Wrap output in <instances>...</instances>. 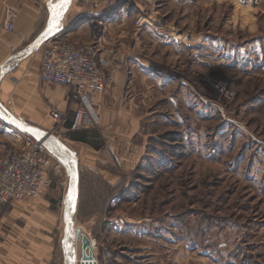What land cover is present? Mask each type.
<instances>
[{"label":"rangeland","instance_id":"rangeland-1","mask_svg":"<svg viewBox=\"0 0 264 264\" xmlns=\"http://www.w3.org/2000/svg\"><path fill=\"white\" fill-rule=\"evenodd\" d=\"M158 2L146 0L147 9ZM159 4L164 24L180 37L164 49L143 51L162 72L157 95L143 109L149 113L144 132L153 138L136 168L119 172L123 185L105 218L83 219L82 207L91 213L103 203L79 202L82 212L71 211L68 257L81 260L78 228L91 241L96 264H264V0ZM42 127L65 141L49 115ZM19 133L0 120V157L20 147ZM58 165L50 188L37 198L50 194L60 203L66 177ZM37 198L5 205L0 219ZM71 204L68 199L64 216ZM9 225H0V240L9 239Z\"/></svg>","mask_w":264,"mask_h":264},{"label":"crops","instance_id":"crops-1","mask_svg":"<svg viewBox=\"0 0 264 264\" xmlns=\"http://www.w3.org/2000/svg\"><path fill=\"white\" fill-rule=\"evenodd\" d=\"M170 1L179 4L187 0ZM48 2L0 0V69L4 72L0 78V116H6L1 109L4 108L17 120L39 128L51 108L65 110L68 116L75 109L64 89L39 82V54L28 63L39 48L33 53L24 52L47 26L51 14ZM57 2L52 0V3ZM159 2L153 8L161 14ZM8 9L16 13L14 30L10 33L3 29ZM146 9V0H71L55 32L74 44L89 45L95 41V30H98L99 58L111 61L107 69L112 81L92 99L96 122L76 131H70L67 124L58 132L77 158L76 213L81 211L79 202L105 204L91 213L90 206L85 210L82 207L83 219L93 222L107 216L114 190L122 184L119 172L133 171L153 138L144 132L142 123L147 121L149 113L144 114L143 109L148 108L157 95L162 72L143 51L150 52L155 46L163 48L170 44L155 39L147 30L133 29L135 15ZM146 40L151 46H146ZM0 120L6 124L1 117ZM63 170L66 183L60 203L57 202L59 196L44 194L36 200L13 206L10 217L0 219L1 226L10 224L9 239L0 240V264H59L57 238L61 226L64 234L63 209L69 199L67 183L72 182L69 172ZM70 210L73 211L72 204ZM146 235L144 238L154 241ZM76 242L80 248V242Z\"/></svg>","mask_w":264,"mask_h":264},{"label":"built area","instance_id":"built-area-1","mask_svg":"<svg viewBox=\"0 0 264 264\" xmlns=\"http://www.w3.org/2000/svg\"><path fill=\"white\" fill-rule=\"evenodd\" d=\"M15 19V11L8 9L3 25L5 32L14 30ZM133 25L138 31H149L161 42L179 43L180 36L168 30L155 8L139 11ZM98 35L96 33L92 44L77 45L54 33L40 46L39 82L64 89L70 102L75 104L71 116L65 110L50 109L49 118L56 128L68 124L70 131H76L96 122L92 99L112 81V74L107 69L111 61L104 62L99 58ZM220 89L223 90L221 96L228 99L225 88ZM19 139L20 147L0 157V209L13 202L37 198L48 190L52 184L53 171L60 164L32 137L20 132ZM53 160L57 162L55 167L52 165ZM105 256H109V252L104 253Z\"/></svg>","mask_w":264,"mask_h":264},{"label":"water","instance_id":"water-1","mask_svg":"<svg viewBox=\"0 0 264 264\" xmlns=\"http://www.w3.org/2000/svg\"><path fill=\"white\" fill-rule=\"evenodd\" d=\"M48 25L49 20L45 30L24 50L26 54L35 52L57 31V28L49 30ZM3 76L4 72L0 69V78H2ZM1 109L3 110L4 114H6V116L0 117L4 122H6V124L16 128L21 133L32 137L35 141L40 143L46 151L52 154L60 162L62 168L69 172L72 180L71 192L73 194V210L76 207L79 185V172L76 154L72 150H70L68 146H66L62 141H60L48 131L40 129L39 127L34 125L23 123L17 120L15 117L11 116L4 108ZM29 129L31 131H28ZM70 218L71 210L64 217V238L62 241L64 264H76L74 257H68L69 249H66L67 246L68 248L70 247L71 239L73 237ZM75 239L81 243L82 257L80 260V264H84L85 261H87L86 264H89L88 261L94 262L91 264H96V262L91 257V241L86 236L82 235L79 229L75 231ZM86 251H88V255H86Z\"/></svg>","mask_w":264,"mask_h":264},{"label":"snow or ice","instance_id":"snow-or-ice-1","mask_svg":"<svg viewBox=\"0 0 264 264\" xmlns=\"http://www.w3.org/2000/svg\"><path fill=\"white\" fill-rule=\"evenodd\" d=\"M71 0H58L57 3H52V0L48 2V8L51 13L49 19L48 29L52 30L60 26V20L62 19L63 12L66 11L67 6L70 4ZM28 131H31L30 129ZM73 200L71 193L69 194V202Z\"/></svg>","mask_w":264,"mask_h":264},{"label":"bare ground","instance_id":"bare-ground-1","mask_svg":"<svg viewBox=\"0 0 264 264\" xmlns=\"http://www.w3.org/2000/svg\"><path fill=\"white\" fill-rule=\"evenodd\" d=\"M71 220V219H70ZM71 227H72V222H71ZM73 231V230H72ZM81 263V262H80Z\"/></svg>","mask_w":264,"mask_h":264}]
</instances>
